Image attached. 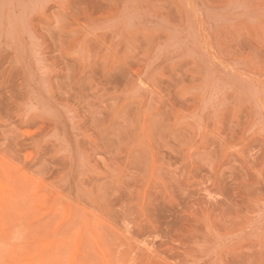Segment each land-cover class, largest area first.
<instances>
[{"label": "rangeland", "instance_id": "1", "mask_svg": "<svg viewBox=\"0 0 264 264\" xmlns=\"http://www.w3.org/2000/svg\"><path fill=\"white\" fill-rule=\"evenodd\" d=\"M0 264H264V0H0Z\"/></svg>", "mask_w": 264, "mask_h": 264}]
</instances>
